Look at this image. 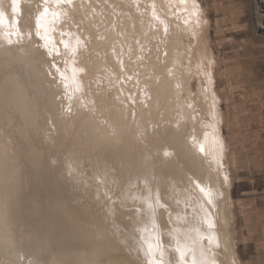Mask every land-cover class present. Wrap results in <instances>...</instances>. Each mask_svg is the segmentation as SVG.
Returning <instances> with one entry per match:
<instances>
[{"label":"rangeland","instance_id":"1","mask_svg":"<svg viewBox=\"0 0 264 264\" xmlns=\"http://www.w3.org/2000/svg\"><path fill=\"white\" fill-rule=\"evenodd\" d=\"M114 1L21 0V11L17 12L18 20L16 21L19 35L14 38L16 36L13 34L12 39L5 40L8 47L15 44L13 50L19 48L18 50L27 58H38L39 56L38 62L42 61L40 67L42 66L43 75L47 80L50 78L46 83L48 86L57 88L56 93L50 95L53 96L52 101L56 103V113L59 117L56 116L61 123L66 122L62 124L70 126L64 129L63 126H59L61 124L59 121L57 124L55 123L56 121L51 116L52 113H47L43 102L45 95L37 96L39 92L33 86L28 87L31 89L28 91L30 94L35 92L40 104L39 111L43 114L40 125L38 124L39 119L35 121L40 126V134L33 133V135L31 130L27 133L18 122L12 124L9 120L8 127L6 125V133L10 137L5 136L11 143H7L6 140V144L12 145L10 148L13 152L11 150L10 152L12 155L13 153L16 155L14 156L17 161L13 163V167L17 166L18 180L14 183L16 192H13L12 188L8 193H1L0 206L7 207L5 217L10 224L12 234H14L15 246L22 252L20 254L23 261L27 256L31 258L29 254H32L29 247L27 248L29 243L25 242V237L27 238L36 226L39 227L42 224L40 218L45 217L48 213H58L56 211L58 208L53 207L55 201L59 202V198H66L67 209L73 208V211L70 210L69 213L72 212L71 214L74 216L82 213L87 214L84 218L80 217V221L88 227L89 241L83 243L78 234L75 237L72 233V240L68 242L73 245L68 248L60 244L61 241H66V239L59 240L61 235H58L55 240L49 235V238L52 237L51 242L55 241L56 245L51 250L52 253L50 251L45 255H40L46 264H51L50 260L52 259H57L62 264H69L72 259L75 264H186L181 253L184 256L188 255L187 253H195L198 264H264V0H196L203 16V21L200 20V36L203 44L211 50L213 59V80L211 79V81L214 84L213 89L218 95L214 93L218 105L216 113L220 118V128L216 137H221V134L224 144L223 153L219 152L220 161L214 165L228 175L230 183L228 189L224 183L221 187H213L214 192L210 193V202L199 194L200 192L190 181L194 176L207 185L209 181H212V174L205 173L195 161L197 158L195 146L197 144L192 136L186 133L187 131L191 133V128L189 123L187 124L188 119L184 118L185 115L179 111L178 115L182 114V118L177 114L174 118H170L165 115L164 109H156V112L159 111L157 117L155 113L153 114L155 118H150L151 115L148 113L147 116H142L139 110L141 106H144L145 99H149V96L144 93L147 87L143 83V77L151 76L154 73L151 62L154 60L159 64V52H162L161 56L166 55L164 46L162 47V43L159 41L160 37L158 34H154V30L153 33H149L150 35L144 33V36L149 35L148 37L151 39L154 37L153 40H155H150L147 37L144 46L140 44L137 50H133L132 42L129 39L126 40L130 34V32L126 33V28L129 23L130 26L132 23L130 12L134 13L138 19L137 24L143 22V18L140 17L142 13L136 5L131 7L130 4L133 0L127 4L123 0H119V4ZM120 6H124L123 9L126 10L120 9ZM31 17L32 34L29 31L30 24H27V20ZM117 20L121 23L118 30L120 42L115 38V35H113V41H116L120 49H117L116 53L113 50L116 56L111 57L106 53L101 55L102 61L106 63V68L104 66L101 68L99 65L93 67L91 57H94L95 54L90 51L93 48V43L97 41L101 43L110 37L112 35L110 31ZM118 23L117 21L116 24ZM152 28L154 29V27ZM174 28L176 29V27ZM170 30L168 28L169 39L172 36H178L176 38L179 39V44L182 41L180 45L178 44L180 50H182L181 45L184 44L196 45L193 36L188 37L180 29L169 33ZM73 32L81 37V41L70 38L69 35ZM146 32L149 31L146 30ZM29 39H33L32 44ZM9 42L10 44H8ZM28 44L30 47L34 45L32 47H35L34 52L28 48ZM97 46L100 47V44ZM141 47L144 48V51ZM88 51L91 52V55ZM121 51H123L121 57L123 55L126 57L124 64L123 57L120 60L117 59L120 57ZM30 54L32 55L30 56ZM52 56L54 59L57 58L54 60ZM25 58L10 60L8 63L10 68L12 67L11 70L18 71L20 65V69L23 71L24 64L27 63ZM71 58L81 64V70H77L71 65ZM161 62L163 63V59ZM184 63L186 62L184 61ZM65 66L69 75L78 71L82 75L81 79L85 85L83 92L78 91L76 86L71 90L72 94L75 95L76 90L79 95H70V92H66L65 88L61 89L62 81L65 79L62 76V72L66 70ZM172 67V65L169 67L170 76H173L174 73L171 71ZM29 71L31 74L30 68ZM178 72L180 71L176 70L175 74L177 75ZM1 74L2 72L0 76ZM33 74H35L34 71ZM135 76L137 78L140 76L139 80ZM198 80L197 76H193L190 80L193 92L198 89L200 83ZM57 84L61 86H57ZM90 93H93L95 99L91 104L82 99V96L86 97ZM77 96H81L80 100ZM51 97H46V99L51 100ZM80 101L83 103L78 104ZM42 104L44 105L42 106ZM90 107H96L98 112ZM181 109L179 108V110ZM6 110L7 113L12 111L10 108H6ZM81 110L88 111L87 113L94 111L92 115L96 117H93L95 134H92V130L86 129V132L85 128L78 129L79 127L75 126V120L81 114L79 112ZM6 119L8 120V114ZM182 122H186L185 132L179 133L178 125ZM105 125L110 138L102 136L103 133L99 130ZM17 126L21 129L16 128ZM0 131L2 130L0 129ZM42 131H45L44 134ZM88 134L90 135L88 136ZM30 135H33L32 138ZM20 136L22 138L25 136V138L22 139ZM18 138L20 143L15 140ZM77 138L81 143L77 142ZM119 141L122 142V146ZM182 141L185 144L189 143L188 147ZM108 142H113L116 146L120 143V146L106 150ZM30 146L34 152L37 151V154L41 152L37 156L42 158L37 162V169L31 167L32 171L29 170L30 167L28 170L24 169L28 164L25 153L26 150L31 149ZM189 146L194 149L191 151L192 147ZM19 151L21 154L17 153ZM43 156H46L45 159ZM164 164L169 165L165 166ZM37 171L38 177L34 174ZM39 180H44L45 184L43 183L40 187L38 185L37 189L35 183L36 181L41 183ZM210 182L208 184L212 185ZM149 184L152 186L150 187ZM43 185L45 190H43ZM33 194L35 196H32ZM227 194L230 196V200L227 198ZM38 195L41 196L40 204L35 200ZM24 202H28L30 209L22 214L21 207ZM84 203L85 206H83ZM70 206L72 208H68ZM43 207H47L46 210H43ZM85 211L92 212L93 215L89 216L90 213ZM25 215L32 221L35 220L36 215H39L29 230H27L28 226L23 224ZM222 216L225 217L228 224L224 222ZM54 218L56 220H50L49 225L57 222L59 216H54ZM67 220L69 222V218ZM72 227L70 228L72 229ZM143 227H145L144 231ZM44 228L42 227V229ZM42 229L41 231H43ZM97 232L106 235L107 240H97L102 236V234L97 235ZM32 237L37 239V235ZM38 239L42 240V237L38 235ZM74 239L76 240L74 241ZM149 239H154L155 242L152 244ZM95 242L105 244V246L107 244L109 254L103 255V251L102 257L94 263H90V261L95 260V257L90 261L80 258L79 255L82 251L79 248L91 245L88 248L92 249ZM127 248L132 251V255H128V252L125 251ZM28 251L30 252L28 253ZM75 252L78 256L75 255ZM50 254L55 256L52 257ZM70 254L75 256L68 259ZM3 260L9 262V256L5 254ZM26 261L30 262V259Z\"/></svg>","mask_w":264,"mask_h":264},{"label":"bare ground","instance_id":"2","mask_svg":"<svg viewBox=\"0 0 264 264\" xmlns=\"http://www.w3.org/2000/svg\"><path fill=\"white\" fill-rule=\"evenodd\" d=\"M118 1L119 0H115L114 2H117L119 4ZM123 1L126 4H127V2L128 3L131 2V0H123ZM196 2H197L196 0H133V2H131L130 5H131L132 8L134 7V5H136L138 7L137 9H139L140 12L142 13L141 14L142 16H140V17L143 18V20H142L143 22L142 23H139L138 22V24H137V20L138 19L134 16V13L132 14L130 12L131 22L132 23H131V26H130V23L127 25L128 28H126V29L128 31L126 30V33L130 32V34H129V36H127L126 40L129 39V41L132 42L131 43L132 49L133 50H137L138 45L140 46V44H141V46H144V41H147V37L151 33H153L152 32L153 30H154V34L155 35L158 34V36L160 37V40L159 41H161L162 47L164 46V52H166V55H164V56L162 55L163 56V58H162V56H161V53L162 52H159L160 53L159 56L157 54V56L159 57L158 58L159 59L158 60L159 61V64H157L156 62H154V60H152V62H151L152 63L151 65L153 67L154 73H152L151 76H144L143 77L144 78V82L143 83L147 87L146 90L144 91V93H145L146 96H149V99L148 100H146L147 98L145 99V102L143 103L144 106H141V108H139V110H140V113H141L142 116H147V113H148L149 115H151V116L148 115L150 118L151 117L155 118V115L157 117V112H159V111L156 112V109L157 110H163L164 109L165 115H167L170 118L171 117L174 118L175 114H177V116H179L178 115L179 111L182 112L183 115H185L184 118H187L188 119L187 120V124L189 123L190 128H191V133H189L188 131L186 133H188V135H191L192 138L195 140V142L197 144L195 146L196 147L195 151H196V154H197V158H195V161L198 163V166H200V168H202L205 171V173L207 172L209 175L212 174V181L211 182L209 181L210 183H212V185L208 184L209 183L208 180H207V182H208L207 185H205L200 180L196 179L194 176L191 177L192 180H190V181L193 182V185L195 186V189L200 192L199 194L201 196L203 195V197L210 202V200H211L210 193L214 192V188H217L219 186L221 187L222 186V183H224V185H226V188L228 189L230 183H229V177H228V175L226 173L222 172L220 169H217L216 166L214 165L215 163H218V161H220L219 152L220 153H223L222 152L223 151L222 148L224 147V144H223V140L221 138L222 135L220 133L219 134H220L221 137H216V135L218 134V130L220 128V126H219V119L220 118H219L218 114L216 113V111L218 110V105H217V102H216V97L214 95V93H215V90L213 89L214 84L211 81V79L213 80V75H212V71H213V59H212V55H211V50L209 49V47H206V45L203 44L202 37L200 36L201 35L200 26H201V21H203L202 20V17L203 16L201 14V8L198 5V3H196ZM20 4H21V0H19V1H17V0H12V1H10V0H0V73L2 72V74L0 76V129L2 130V131H0V195H1L2 192H7V193L10 192V190L12 188H13L12 189L13 192H16L17 191V190H14V188H15L14 183L18 180V178H17L18 177V175H17L18 172H16V167L17 166H14L13 167V163H15L17 161V159H16V157H15L16 155L14 153L12 155L13 150L10 148V146H12V145H7L6 144L7 141H8L7 143H10L9 142L10 140H7V138L5 136V135L8 136V133H6L7 132L6 131V125L8 127L9 120H10V122L12 124H14V123L17 124V122H18V124H21L22 126L21 125L20 126L22 127V129L24 127V129L27 131V133L31 130L32 131V134L33 133H36V135H38L37 133H39V130H40V126L39 125H40V121H42L41 118H42L43 114L40 113V111H39L40 104H39V100L35 96L36 94H34L35 92L33 94L31 93L32 94L31 95L30 92L28 91V89H29L28 87L33 86V88H35L39 92V93H37V94H39L37 96H40L41 97L40 94H44L45 95V96H43V97H45L43 99L44 100L43 102L45 103V106H46V109H47V113L48 114L49 113H52L51 116H52L53 120L56 121L55 122L56 124H57V121H59V124L61 123L60 120H59V118H58L59 116L56 113V107H55V104L56 103L52 101V97L53 96L52 97L50 96L51 94H53V93L55 94L56 93V89L57 88L55 89V88H53L50 85L48 86V84L46 83L47 81L50 80V78L48 77L49 80H47V78L43 75L44 72H43L42 66L40 67V63L42 61H40V63L38 62L40 60L39 59V56H38V58H29V57L27 58L26 56H24L23 53H21L18 50L19 48H16V49L13 50V48L15 47V44L13 45L11 43L12 44V47H8L6 45L7 43L5 44V40L7 38L12 39L13 38L12 37L13 34L16 36L14 38H17L18 35H19V32L17 31V29H19V28H18V26L16 24V21L18 20V14H17V12L20 10ZM81 4L83 6V3L82 2H81ZM79 7H80V5H79ZM106 7H108V6H106ZM123 7L124 6H120V9L121 8L123 9ZM131 7H130V9H131ZM80 8H82V7H80ZM123 10H126V9H123ZM132 11H134V10H132ZM80 12H81V10H80ZM60 15H62V14H60ZM117 16L118 17H121L119 15H117ZM12 18H13V20H12ZM113 20H114V18H113ZM117 21L119 22L118 24H116ZM117 21L114 23V26H113L112 30L110 31V33L112 34V35H110V37H107L106 40L103 41V42H101V43H100V41L99 42L97 41V42L93 43V45H92L93 48L90 50V51H93V54H95L94 57L93 56L91 57L93 59L92 60L93 67H96V66L99 65L101 68L103 66L106 68V66H105L106 63L102 61L101 55L103 53H106L107 55H110L111 57L112 56H116V54L114 55L113 50H115V53H116L117 52V49L118 50L120 49V48H118V44L116 43V41H113V35H115V38L118 40V33H119L118 30L120 29L119 28V26H120L119 24H121V23H120L119 20H117ZM28 23L30 24L29 25L30 26V28H29L30 30L29 31H31V34H32V31H33V27H32V17H31V19H28L27 20V24ZM124 24H125V22H124ZM87 27H90V26L87 25ZM105 27H106V25H105ZM152 27H154V29ZM174 27H176V29ZM168 28L171 29L169 31V33L171 31L172 32H176L177 29H180L181 31H183L184 33H186V35L188 37L189 36H193V38L196 41V45L188 46V45H185L184 44V45H181V49L182 50H180V47L178 46L179 39L176 38L178 36H172L171 39H169L170 36H168ZM173 29H175V30L173 31ZM146 30H148L149 32H146ZM177 31H179V30H177ZM83 33H84V31H83ZM144 33H148V34L150 33V34L148 36H144ZM164 33H165V35H164ZM177 33H179V32H177ZM92 34H93V32H92ZM69 36H70V38H74V39H76L78 41H81V37L76 32H73V34H70ZM149 38L150 37H148V39ZM153 38L154 37H152V39L150 38V40H153ZM13 40H15V39H13ZM29 40H31V39H29ZM32 40L30 41V44H32L31 43V42H33ZM12 42H14V41H12ZM124 42H126V41H124ZM142 43H143V45H142ZM181 43H182V41H181ZM8 44H10V42ZM99 44H100V47L97 46ZM122 44H124V43H122ZM28 46H29V44H28ZM147 46L149 47L148 44H147ZM32 47L29 46L28 48L32 52H34L33 49L35 47L34 48H32ZM148 47H146V48H148ZM142 49L144 51V48H142ZM142 49H140V50H142ZM62 52H64V51L62 50ZM122 52L123 51H121V53L119 52L120 53V57H117V59L120 60L123 57L122 60H123V64H124V62L126 60V57H124V55L121 57ZM88 53H89V51H88ZM90 53H89V55H91ZM87 54H85V55H87ZM97 54H98V56H97ZM31 55L32 54H30V56ZM37 55H38V53H37ZM51 55H53V54H51ZM24 58H25V60L27 59V63L24 64L23 71H21L20 65H19V69L20 70L19 69H17L18 71H16V69L15 70L14 69L11 70L12 67L10 68V65L8 63L10 60H12V59L13 60H20V59H24ZM46 59H48V58H46ZM53 59H54V57H53ZM162 59H163V63L161 62ZM44 61H45V59H44ZM72 61H71V65H73V67H75L77 70H81L80 69V67H82L81 64L79 62H76L75 59H72ZM84 61H86V60H84ZM184 61L186 63H184ZM54 62H56V61H54ZM12 63H13V61H12ZM208 63H209V65H208ZM170 65L173 66L172 67L173 69H171V71L174 72L173 73V76H170L169 75V72H170L169 71V67H170ZM29 68L32 70V73L31 74H29V72H30L29 71ZM65 68H66V70L62 72V76H64V78H65L62 81L63 82V87L60 85L61 83L59 84L61 86V89L62 88H65L66 89V92L69 91L70 92V95H74V94L71 93V90H72V88L74 86H76V89H79L78 91H82L83 92V90L85 88L84 87L85 85H84V83H83V81L81 79V76L82 75L79 74V71L76 72V73H73L72 75H69L70 73H68L66 66H65ZM90 68H91V66H90ZM89 70H91V69H89ZM176 70H179L180 71V72H178L177 75L175 74ZM33 71L35 72V74H33ZM21 72H22V75H21ZM89 72H91V71H89ZM193 76H197L198 79L200 80L198 89H197V91H194V92L191 89V85H190V80H191V78ZM139 78H140V76H139ZM139 78L136 77V79H138V80H139ZM201 80H202V82H201ZM138 83H139V81H138ZM59 85L57 84V86H59ZM59 89H60V87H59ZM29 90H31V89H29ZM32 92H33V90H32ZM77 92L75 90V93L79 95V93H77ZM82 94H84V93H82ZM92 94L90 93L86 97L82 96L83 101L85 100V102H89L90 104L93 103L95 101V99H94V97H93ZM46 97H51V100L50 99H46ZM78 97H79L78 100H80L81 96H77V98ZM74 99H75V97H74ZM80 103L82 104L83 102L80 101L78 104H80ZM43 105L44 104H42V106ZM6 108H10L12 110L11 113H7ZM90 108L92 110L93 109H96L95 111L98 112V110H97L96 107L95 108L90 107ZM179 108L180 109L182 108L181 109L182 111L179 110ZM57 110H58V107H57ZM86 110H88V109H86ZM122 110H123V108H122ZM57 112L60 113V111H57ZM79 112L81 114L78 116L77 120H75V126H78L79 127L78 129H84L85 128V130L86 129L87 130H90V131L92 130V134H95L96 131H93V129H94L93 128L94 127V119H93V117H95V116L92 115V114H94V113H92L94 111H92V112L90 111L91 114L90 113H87L88 111L84 112L83 110H81ZM64 113H66V112H64ZM5 114L6 115L8 114V120L6 119V115ZM68 114H70V113H68ZM153 114H155V115L153 116ZM135 115H136V113H135ZM60 116H61V114H60ZM140 118H141V116H140ZM180 118H182V116ZM32 119H34V121H31ZM38 119H39V121H38V124L39 125L36 124V122H35ZM168 120H169V118H168ZM182 120L184 121V119H182ZM177 121H180V120H177ZM2 122H3V124H1ZM62 123H66V122H62ZM62 123L59 126H63L64 129L66 127H70L69 125L62 124ZM101 124H103V123H101ZM105 124H106V122H105ZM132 125H133V123H132ZM185 125H186V122H182L181 124L178 125L179 131H180V132L178 131L179 133L185 132L184 131ZM18 127L19 126H17L16 128H18ZM106 127H107L106 125L102 127L103 129L99 127L100 128L99 130L102 131V133H103L102 136H104V137L107 136V138H110L109 137L110 136L109 131L106 129ZM4 128H5V130H4ZM13 128H15V127H13ZM43 128L45 129L44 125H43ZM57 128H59V127L57 126ZM142 129H143V127H142ZM49 130H50V128H49ZM87 130H86V132H87ZM137 130H138V128H137ZM16 131H17V129H16ZM16 131L15 132L13 131V132L16 133ZM22 131L25 132L24 130H22ZM76 131H77V129H76ZM147 131H148V129H147ZM44 132H43V134H44ZM47 133H48V131H47ZM89 135L90 134H88V136ZM32 136H31V138H32ZM175 136H176V134H175ZM9 137H10V135L8 136V138ZM36 137H39V136H36ZM72 137H73V135H72ZM92 137H93V135H92ZM173 137H174V135H173ZM24 138H25V136L22 139H24ZM15 140H18V142H19V138L18 139H15ZM29 140H30V138H29ZM42 140L45 141V139H42ZM76 140H78L77 142H79V138H77ZM218 140H219V144H218ZM24 141L25 140H23V142ZM87 141H88V139H87ZM171 141H173V140H171ZM11 142H13V140H11ZM82 142H83V140H82ZM24 143H26V142H24ZM79 143H81V141ZM120 143H121V146H122V142H120ZM120 143L118 144L119 146H120ZM167 144H169V143H167ZM188 144H187L186 147H188ZM46 145H47V143H46ZM104 145H106V144H104ZM192 145H195V144H192ZM26 146H28V145H26ZM117 146L113 142H108V144L106 145V150H108V149H114ZM8 148H10V149L8 150ZM190 148H188L189 151H190ZM38 149H40V148H38ZM192 149H194V148L192 147L191 148V151H192ZM10 150L12 152H10ZM38 151H40V150H38ZM46 151H48V150H46ZM14 152L16 153V151H14ZM43 152H45V151H43ZM109 152H112V151H109ZM17 153L21 154V151H19ZM46 153H48V152H46ZM189 153H191V152H189ZM38 154H41V152H38ZM38 154H37V151L34 152V150H32V147H31V149L26 150L25 158L27 159L28 164H27L26 167H24V169L28 170V167H30L29 170L32 171V169H31L32 166H33V169H34V167L35 168L38 167L37 162L40 159V157L37 156ZM190 156H191V154H190ZM45 157H44V159H45ZM144 163H146V162H144ZM46 165H49V164H46ZM164 165L165 166H168L169 164L168 165L167 164H164ZM34 174L36 175V177L39 176L38 171L37 172H34ZM39 181H41V180H39ZM137 181H139V180L137 179ZM43 183L45 184V181L44 180H42L41 183H38L36 181L35 188L38 189V187L42 186ZM151 186L152 185H150V187ZM144 187H146V186H144ZM45 189L46 188L43 185V190H45ZM57 190H58V188H57ZM59 192H60V190H59ZM39 195L36 196L37 199L35 198V200H36L37 203L40 204L41 203L40 202L41 196H39ZM60 195L63 196L62 194H60ZM32 196H35V195L33 194ZM227 198L230 200V196L228 194H227ZM63 199L64 198H62V199L59 198V202H56L55 201V204H54L55 206L53 205V207L55 209L58 208V209H56V211H58V213L57 212L48 213V215H46L45 217L40 218L41 221H42V224L39 227L36 226L35 229L31 230L30 235L27 238L25 237V240H26L25 242H28L29 243L28 245L26 244L27 245V248L29 247V249H30V251L32 253V254H29V256L31 255L30 256L31 258H28V256L26 258V260L27 259H30V262H28L26 260L23 261V257H21V254H20L21 251L16 248V246H15L16 242H15V240L13 238L14 234H12L11 229H10V224L7 222L6 217H5V214L7 212V207L6 206H0V264H17V263H22V264H46V262H44L42 260L43 258L42 259L40 258V255H45L46 253H49L51 250H53V247L56 245V243H55V241H52L51 242V238L53 237V239L55 240V238H58V235H61L59 237V240L60 241H61V239L62 240L63 239H66V241H61L62 243H60V244H63L65 246H67L68 248L73 245V244H71V242H68V241L72 240L71 239V237H72L71 234L72 233H74L73 234L74 236L78 234L79 237H80V239H81V242L83 241V243L85 241L87 242V240L89 241V234L87 233L88 232V227L84 226L81 223V221H80V219H81L80 217L84 218L85 216H87V214L82 213L81 215L80 214H77L75 216L72 215L71 214L72 212L69 213L70 210L73 211L72 206L68 207V208H72V209H70V210L67 209V207H66L67 199L66 198H65L66 200L65 199L63 200ZM151 205H154V204H151ZM178 205H180V204L178 203ZM67 206H69V205H67ZM83 206H85V203H84ZM86 206H88V204H86ZM45 208H47V207H43V210H46ZM29 209H30V207L28 205V202L27 203L24 202L23 203V207H21V210H22L21 213L22 214L23 213H26ZM162 211H163V209H162ZM85 212H88V211H85ZM88 213H90L89 216H92L93 215L92 212H88ZM45 214H47V212H45ZM38 216L39 215H36L34 217V219L37 220ZM54 216H56V217L59 216L58 221L55 222L54 224L49 225L50 220L55 219ZM76 216H78V217H76ZM23 217L25 218L24 221H23V224L26 225V226H28L27 230H29L34 225L33 222H36V221L35 220L32 221L31 219H27L26 215L23 216ZM68 218H69V222L67 220ZM221 218L224 220L225 223H227V220L225 219L224 216H222ZM166 219H167V216H166ZM28 221H29V223H27ZM144 224H145V222H144ZM42 227H45V228L42 229ZM70 227H72V229ZM144 228L145 227L142 228L143 231H144ZM41 229L43 231H41ZM145 232L147 233V231H145ZM26 234H27V232H26ZM98 234H102V236L100 237V239L98 238L97 240H101V239H103L104 241L107 240L106 235H104L101 232H97V235ZM33 235H37V239L35 237H32ZM38 235L40 237H42V240L38 239ZM49 235L52 236V237L49 238ZM74 236H73V238H74ZM23 237H24V235H23ZM76 239H74V241ZM149 240H150V243H152V244L155 242L154 239H149ZM168 240H169V238H168ZM74 241H72V242L74 243ZM96 244H98V243L95 242L94 243V248L92 247V249H89L88 248L89 246H91V245H89V243H88V245H89L88 247H85V248H82V249L79 248V250L82 251L81 255H79L80 258L81 257L82 258H86L87 261H90V260H92L95 257L96 258L95 260L90 261V263H94L100 257H102L101 254H102L103 251H104L103 252L104 253L103 255L109 254L108 249L106 247L107 244H106V246H105V244H98V246H96ZM26 245H25V248H26ZM74 248H76V247H74ZM148 248H150V246H148ZM151 248H153V247H151ZM22 249H23V247H22ZM165 249H166V246H165ZM59 250H61V248ZM23 251H24V249H23ZM30 251H28V253ZM72 251H74V250H72ZM125 251L128 252V255H132V251H130L129 248H127V250H125ZM61 252H62V250H61ZM65 252H66V250H65ZM51 253H52V251H51ZM154 253H155V251H154ZM169 253H170V251H169ZM5 254H7L9 256V262L7 260L6 261L3 260V256ZM58 254H59V252H58ZM187 254L189 256L188 255L184 256V254L181 253L182 257L184 258V260L186 262V264H198L197 261H196V258H195V253H193L194 255L191 254V253H187ZM75 255H77L76 252H75ZM75 255L70 254L69 257H68V259H71V257H74ZM53 256H55V255H53ZM41 257H44V256H41ZM52 257H50V258H52ZM72 260H70V261L68 260L69 261V264H73V263L75 264V262L72 261ZM82 260L84 261V259H82ZM50 262H51V264H62L61 261H57V259H52V260H50ZM48 263H49V260H48ZM76 263H78V262H76Z\"/></svg>","mask_w":264,"mask_h":264}]
</instances>
